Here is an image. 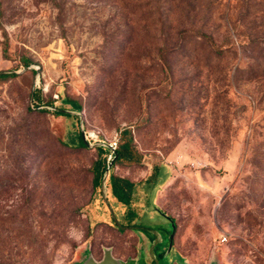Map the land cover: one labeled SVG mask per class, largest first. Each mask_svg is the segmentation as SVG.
Wrapping results in <instances>:
<instances>
[{"label":"rangeland","instance_id":"374dc122","mask_svg":"<svg viewBox=\"0 0 264 264\" xmlns=\"http://www.w3.org/2000/svg\"><path fill=\"white\" fill-rule=\"evenodd\" d=\"M0 73L16 74L0 81V264H73L86 245L264 264V0H0ZM126 127L144 162L110 166L112 216L101 186L88 208L91 169ZM110 174L135 184L132 226Z\"/></svg>","mask_w":264,"mask_h":264},{"label":"trees","instance_id":"16d2710c","mask_svg":"<svg viewBox=\"0 0 264 264\" xmlns=\"http://www.w3.org/2000/svg\"><path fill=\"white\" fill-rule=\"evenodd\" d=\"M3 55L6 56L7 46L3 45L2 48ZM25 66H28V63H25ZM16 77L14 73H0V81L10 80ZM33 99L36 102V105L39 106L42 102L40 99V91L35 90L33 93ZM70 103L76 109L79 108L78 104L74 101L65 100ZM51 105V104H49ZM58 110L52 111L56 116H66L71 117L69 114L64 113L62 109L57 108ZM41 112H48L47 110H40ZM76 145L79 148H86L85 142L80 133L76 135ZM97 158L92 164V193L90 196V200L88 203V208L92 207V204L96 198V196L100 192L101 181L104 175V172L109 164L113 166L114 163H126V164H143L144 158L135 150L133 146V137L131 133V129L126 127L124 128L120 134L118 139V146L115 150V153L112 155V158L108 160V156L110 154V150L107 147L98 146L96 147ZM161 171V166L158 164L152 165L148 174L142 180V184L153 186L156 183V180ZM109 190L111 196L115 199L117 203L124 206L125 211L123 213V217L127 220V225L132 226V222L136 219L134 215L133 209L131 207L132 194L135 187V184L129 181L126 178L118 177L113 174H110L108 177ZM91 211V210H90ZM94 217L101 219L97 212L91 211ZM97 219L92 220L94 224H98L101 222H97ZM173 222V220H172ZM174 224V222H173ZM154 242V239L149 240L148 246Z\"/></svg>","mask_w":264,"mask_h":264},{"label":"water","instance_id":"95a60500","mask_svg":"<svg viewBox=\"0 0 264 264\" xmlns=\"http://www.w3.org/2000/svg\"><path fill=\"white\" fill-rule=\"evenodd\" d=\"M55 110H58V109H55ZM64 112V111H63ZM65 113V112H64ZM86 145V143H85ZM111 164H109L104 172V175H103V178H102V181H101V193H102V197H103V200H104V203L107 205V199H106V185H105V178L107 176V173L109 171V168H110ZM107 208L110 212V214L113 216V212L111 211V209L109 208V206L107 205ZM154 211H156L158 214L162 215L163 217L167 218L170 220L171 224H172V229L174 231V228H175V225L173 224L172 220L167 217L165 214H163L157 207L154 206ZM114 221L116 222V219L114 217ZM128 228H132V229H139V228H136V227H128ZM120 229L122 230L123 227H120ZM158 242H155L154 245H152L150 248H149V254H148V259H149V256L151 255V251L153 250V247L157 244ZM172 246V236L170 238V242H169V247H168V251L170 250ZM82 253V257L79 258L77 256V260L73 263V264H136V262H134L133 260H127L125 262L121 261L120 259H117L115 258L113 255H112V252H111V249L110 248H104L103 251H102V257L100 260H96L93 255L91 254L90 252V248L89 246H83L81 251L79 252V254ZM78 254V255H79ZM178 264H189L187 262V260L185 259H181L180 262ZM208 264H218L215 256L213 255L209 261Z\"/></svg>","mask_w":264,"mask_h":264},{"label":"built area","instance_id":"2783aa9c","mask_svg":"<svg viewBox=\"0 0 264 264\" xmlns=\"http://www.w3.org/2000/svg\"><path fill=\"white\" fill-rule=\"evenodd\" d=\"M84 142L86 143L87 145V140L83 139ZM116 147H117V143L116 142H113V143H110L108 144L107 148L110 150V154L108 156V160H110L112 158V155L115 153V150H116Z\"/></svg>","mask_w":264,"mask_h":264},{"label":"crops","instance_id":"0c3cea01","mask_svg":"<svg viewBox=\"0 0 264 264\" xmlns=\"http://www.w3.org/2000/svg\"><path fill=\"white\" fill-rule=\"evenodd\" d=\"M154 242H160V241L158 239H154ZM147 243L149 244V241H147ZM151 245L152 244H150V246H148V248L151 247ZM147 259H148V253H147ZM149 259L153 260V256L150 255Z\"/></svg>","mask_w":264,"mask_h":264},{"label":"flooded vegetation","instance_id":"af4514ba","mask_svg":"<svg viewBox=\"0 0 264 264\" xmlns=\"http://www.w3.org/2000/svg\"><path fill=\"white\" fill-rule=\"evenodd\" d=\"M171 247H172V246H171ZM137 261H138V262H137L138 264H143V263H141V262L139 261V259H138V258H137Z\"/></svg>","mask_w":264,"mask_h":264}]
</instances>
